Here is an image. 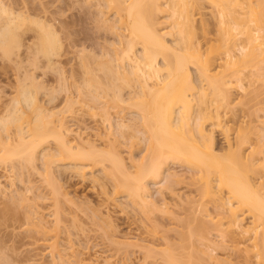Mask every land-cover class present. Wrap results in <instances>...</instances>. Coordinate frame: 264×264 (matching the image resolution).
Returning <instances> with one entry per match:
<instances>
[{
  "label": "bare ground",
  "instance_id": "obj_1",
  "mask_svg": "<svg viewBox=\"0 0 264 264\" xmlns=\"http://www.w3.org/2000/svg\"><path fill=\"white\" fill-rule=\"evenodd\" d=\"M22 1L21 8H18V6L14 7L11 1V4L7 5L4 0H0V60L3 62L6 59L8 62H5L9 65L12 62L11 67L13 63L16 67H20L22 63L25 65L27 60H29L28 64L36 65L34 68L41 65L39 64L41 60L49 66L56 64L55 58L58 59L57 57L60 56L62 50V39L56 28H54L55 24L50 23V20L48 22L46 20L47 17L43 20L42 17L40 18L34 12V14L30 12L29 4L25 0ZM253 1L74 0V4L77 7L82 2L91 3L90 6H95L92 14L101 17L102 25H100L105 31V39L103 38L104 40L102 41L106 43L102 45L95 44L101 46V48L96 46L99 48L98 51L94 48L93 50H88V45L83 43L82 46L80 45L79 54L77 57L75 56L77 65L74 64L76 67H73V90L68 95V99H66L67 107L71 108L76 103L84 102L87 108L86 111L90 115L100 116L110 127L117 125L120 131L123 130L121 131L123 134L128 133L127 130H134L137 126H133L131 122L127 123L126 120H120L117 124L113 123L111 120L113 113H122L126 109H131L132 112L136 111L140 114L139 117L145 124L144 126L142 124L141 129L142 127L146 129V131H142L138 128V135L142 134V136H145L148 133V138L147 136L144 138L153 143L155 150L146 163H142L139 166L136 165V168L137 166L138 168L130 171L128 164L124 162L123 155L121 156L116 150L115 145L114 148L101 149L91 141L86 143L83 140L85 143H76V141L70 140L67 137L70 129L69 131L65 130L64 123L60 122V120V124H56L53 119L56 113L45 109L38 101V95L34 89L39 88L40 83L37 81L35 73L27 70L21 76H18L17 72V79L21 77L23 80L19 90L20 96L15 98L7 114L0 116V127L3 132L4 130L8 131L9 126L17 127L15 143L9 142L10 138L5 140L4 137L0 136V162L9 160V162L14 163L12 160L22 158V162L27 164L29 162L31 166H35L36 161L41 157L44 164L42 172H45L47 177H50L53 173L52 166L55 163L68 165L64 169L71 170L74 174L81 177L88 176L93 183L101 187L106 195H109L106 190V183L101 182L100 179L102 177L93 170L96 166L101 165V170L103 172L106 171L108 167L106 162H108L107 164L110 165L109 170L111 171L112 169L113 174L110 171L107 172L108 170L106 172L108 176L112 174L109 178L113 180L112 182H116L115 190L119 192L118 188L123 189L127 196L138 202V207L143 206L142 210L145 211L143 213L146 214L148 211L156 210V206H158V204H155L158 202L150 198L151 190L149 191L147 179L152 177L157 184L158 182L156 181L165 177L168 180H166V183L169 182L170 177L175 176V174L168 169V165L171 160H174V162L180 160L187 166L194 167L192 169H194L195 175L197 176L198 174L197 182H200V184H198L199 187L197 189L200 191L202 199L205 200H202L203 203L206 200L215 201L216 205H218L217 207H220L217 208L221 211L219 214H226L222 215L226 216L229 226L235 228L242 238L244 237L241 242L247 243V247L244 245L247 248H244L245 252L252 251L256 258L255 262L251 264H264V191L261 192L257 188L249 175V170L258 166L259 163L258 158L250 159L252 154L254 156L255 150L251 151V155L247 154L242 145L244 140L240 139L241 142L239 144L236 141L235 143L228 140V147L225 151L223 149L221 151V148L219 149L217 146L214 130L208 129L209 125L207 122V120L213 119L214 122H211V126L225 127L222 124L221 113H228L233 106L231 87L228 85V83L232 84V82L226 78L231 73V61H233V58L240 55L246 56L248 47L252 48L251 51H253V48H264V10H257ZM85 3L83 5H86ZM258 6L264 9L262 4L258 3ZM44 8L47 9L43 6L42 9ZM45 9L44 12H47ZM204 9L210 10L208 12L211 13L210 18L213 19L212 23L215 26L213 29L209 27V24H211L210 18H202L199 23L195 18L196 14H203ZM44 12L40 11V13ZM160 14H166V16L164 15L166 21H160ZM164 24H167L166 27H161ZM219 27L228 30L232 36L231 49L227 50L226 57H223L226 59L204 53V40H209L212 33L218 32ZM232 31L245 35L246 38L240 42ZM28 32L31 34L30 40L27 39ZM232 39H234L233 42ZM235 46L237 48L234 49ZM57 61L59 62V59ZM216 61L224 62L221 65L217 63V65L213 66ZM191 66H194L197 71L195 76L191 71ZM23 67L21 68L23 69ZM220 68H223V70H220ZM60 76L63 77V75ZM21 78L18 80L21 81ZM22 103L26 106V109L34 113L32 121L23 120L26 117L25 112L27 110H24L25 107H20ZM26 121L28 126H23ZM134 123L136 122L134 121ZM240 132L241 129H239L237 136L241 134ZM239 137L244 139L243 134ZM50 139L54 141L55 149L52 150V147H48V149L47 147H41ZM259 140H264V134L259 136ZM110 143L112 144V142ZM33 169L35 170V168ZM131 170L133 169L131 168ZM192 176L195 177L194 174ZM61 188L58 186L54 188L55 206L61 201ZM164 189L166 188L161 186L159 191L161 192ZM223 192L226 193L224 194ZM10 199H12L11 195ZM66 202L69 203L68 201ZM186 203L188 202L186 201ZM190 204L189 200L188 205L190 206ZM192 207L191 209H193ZM198 209H195V211H198ZM6 210L5 213H7ZM241 210L248 212L247 214L250 215L249 221L244 222L240 217L239 211ZM59 211L60 209L57 208L54 227L46 226L43 221L35 222L38 232L44 235L45 244L53 250H56L58 246V241H55V239L59 237L57 236L59 234L57 229L60 226L59 222H61ZM1 212L2 214L4 213V211ZM96 212L92 213L97 214ZM165 212L167 213V211ZM161 213L164 212L162 211ZM174 213H169L168 211V215H174ZM2 214H0V217L3 216ZM105 217L107 218V215ZM106 218L105 222H108L109 219L106 221ZM173 218L176 219V217ZM222 218L224 220L225 217ZM187 221L191 222V219ZM220 221L217 223H220ZM179 223L181 226V222ZM196 223L193 224L196 225ZM197 225L199 226V224ZM220 225L223 226L224 223H220ZM112 227L115 228L114 225ZM188 227H191V224ZM203 227L200 228L201 231ZM194 228L192 226V229ZM196 230H191L190 228V231L187 230L189 232L186 231L190 235L184 234L189 236L187 237L188 239L185 238V245H182L186 246L185 249L183 247L185 251L188 248L187 246H189L187 242H191V236L195 234L193 231H200H198V228ZM175 231L177 232V230ZM201 235L200 233L198 236ZM113 241L124 249L129 246L134 248L137 245L124 240ZM203 242L202 245L209 247L208 242L205 243L204 240ZM169 244L171 243L169 242ZM191 244L190 246H193ZM138 246L140 247H138L139 250H144L141 258L142 263L140 264H200V262L203 264L208 256L204 253L206 251L202 250V254L207 255L205 257H203L204 254L201 256V258H205H202L203 262L200 261V257H198L199 261L197 257V260L191 261L189 258L191 255L188 257L189 259L183 260L185 253H182V257H179L180 253H175L176 247H167L168 249L163 247L164 249L160 248V251H157L156 248L159 246L156 247L153 243L147 245L138 244ZM198 247L196 248L198 249ZM173 249L174 252L172 251ZM184 250L182 251L181 249V252H184ZM158 253L161 254L159 255ZM248 253L247 255H249ZM156 255L161 256V259L158 256L161 260L160 262L156 259ZM185 255L187 257V252ZM208 258V264L217 260V257L213 255ZM247 261H251V258L250 260L247 259ZM247 261L246 263H249Z\"/></svg>",
  "mask_w": 264,
  "mask_h": 264
},
{
  "label": "rangeland",
  "instance_id": "obj_2",
  "mask_svg": "<svg viewBox=\"0 0 264 264\" xmlns=\"http://www.w3.org/2000/svg\"><path fill=\"white\" fill-rule=\"evenodd\" d=\"M4 1L7 5L12 3L14 7L18 6V8H21L23 2L22 0H10L11 3L9 0ZM25 2L29 4V7L31 8L30 12H34L40 18L42 17L43 20L47 17L46 20H48V22L50 20V23L53 25L55 24L54 28H56L62 39V50L60 56L57 57L59 62L57 61L58 59L55 58L56 64L57 62L58 64L50 65L53 68H49L50 66L43 60H41L39 63L41 65H38L37 68H34L36 65L33 66L28 64L29 60H27V62L24 61L25 65L22 63L20 67L13 65L14 63L11 67L12 62L9 61V65L6 59L4 60L7 62H2L0 60V116L7 114L8 109L13 105L15 98L20 96L19 90L21 89L23 80L21 77H18V79L21 78V81H19L20 79H17V72L18 76H21L23 72L30 70L29 72L32 71L35 73V76L37 77L36 79L40 83L39 88L34 89L38 95V101L45 109L52 110L56 113L53 116L56 124H60L62 121L64 123V129L68 131L70 129V134L68 133L67 136L70 140L76 141V143H82L84 141L87 143L91 141L97 144L98 148L101 149H110V147L114 148L115 145V148H117L116 150L121 156L123 155L124 162L125 164H128L130 171H134L140 164L146 163L155 149L153 143H150L147 139L148 133L145 136H142V134L138 135L137 130L140 129L146 131L145 127H142L141 129L142 124L143 126L145 124L139 117L140 114H138V112H132L131 109H126L122 113L113 111L114 113L111 117L113 123L117 124L120 120H126L127 123L131 122L133 126H137L136 128L133 127L136 130H127L128 133L123 134V132H121L123 130L120 131L117 125L111 126V128L100 116L90 115L86 111L87 108L84 102L76 103L72 105L71 108L67 107L66 99H68V95L73 90L72 83L74 80L72 75L74 71L73 67H76L74 65L76 64L75 56L77 57L79 54L78 50L81 49L80 47L82 46V43L88 45V50H93L94 48L96 51L101 48L100 45L106 43L105 41H102L105 39V31L101 26V17L92 14V12L94 13L95 6H90L91 3L88 4L87 2H84L86 5H83L84 3L82 2L83 4L81 3L78 8L77 5L74 4V0H41L40 2L39 0H25ZM253 2L257 10H264L258 6L259 3L264 7V0L263 2L262 0H254ZM41 6L46 7L47 9H44L47 12H44V9H42ZM39 10L44 13H40ZM203 11V14L195 15L198 23L202 18H210L211 16V13L208 12L210 10L204 9ZM160 15V21H166V14H164L165 16L162 14ZM96 19L100 21L97 22L98 20L96 21ZM210 20L211 24H209V27L213 29V27H215L212 23L213 19L210 18ZM166 25L164 24L161 27H166ZM232 33L236 35V39L240 42L246 38L245 35H241L237 32L232 31ZM29 34L30 33L28 32V40L31 39L30 37L31 34L33 35V32L30 35ZM231 37L232 36L228 30L219 27L217 33H212L211 38L213 39L210 38L211 40H204V53L213 57H226V51L231 49ZM233 40L234 39H232V42ZM235 48L237 47L235 46L234 49ZM251 49L252 48L248 47L246 56H236L233 58V61H231V73L226 76V78L228 80L230 79V82H232V84L228 83V85L231 87V94L233 95H231V97H233L231 99L233 100V106L228 113H221L222 124L225 125V127L220 128L218 126H211V122H214L213 119L207 120V122L209 125L208 129L214 130L217 146L219 149L221 148V151L222 149L225 151L228 147V140L231 142L236 141L238 142L237 144H239L241 140H244L242 145L247 154H250L252 150H255L254 156L253 154H250V159L258 158L257 160L259 163L258 166L249 170V175L252 177L257 188L263 192L264 140L260 141L259 136L264 134V48H253V51H251ZM222 62L224 61H216L213 66L217 65V63L221 65ZM21 67H23V69ZM220 70H223V68H220ZM191 71L194 76L197 74L194 66H191ZM60 75H63L64 78ZM49 94L54 96L51 98ZM20 107H25L24 110H27L25 112L26 117H24L23 120L32 121L34 113L31 112V110L26 109V106H24L23 103L20 104ZM27 121L24 122V124L22 123L23 126H28ZM134 121L136 123H134ZM10 127L11 126L8 127V131L6 130L7 132L5 130L3 132V129L0 127V136L4 137L5 140L6 138H10L8 141L15 143V138H17V127ZM239 129H241L240 133L243 134L244 139L239 137L241 134L237 136ZM137 136L139 137L136 138ZM146 136L147 138H144ZM50 140L41 147H47V149L48 147H52V150L55 149L54 141L52 139ZM110 142H112V144ZM40 159L38 158L35 166H31L29 162L28 164L22 162V158L16 159L17 161L15 159L14 161L12 160L14 163L9 162V160H6L7 163L6 161L0 162V210L4 211L3 214L0 211V214L3 215L0 217V264H140L142 263L141 258L144 250H139L140 247L138 244L147 245L150 243H153L156 247L159 246L157 247L159 249L156 248L157 251H160V248L162 249L163 247H176L175 250L177 252L175 251V253H180L178 255L179 257H182V255L187 252V257L184 254L183 260H187L186 258L191 255L189 257L191 261L197 260L198 257H200V261H202L205 259L203 257L208 255L205 259V262L207 263L204 262L203 264L209 263L208 257L210 255L217 257V260H214L213 262L211 261L212 263L210 264H245L247 259L250 260V258L251 261L247 262L250 264L255 262L254 260L256 258L252 251H246L247 253L249 252V255H247L244 250V248L247 247V243L241 242L244 237L242 238L235 228L229 226L226 216H223L226 214H219L221 211L217 209L220 207H217L218 205H216V202L213 200H206V202L203 203L202 200L204 199H202L200 191L197 189L200 182H197L198 174L197 176L195 175V171L192 169L194 167H189L180 160L176 162L171 160L169 163V168H167L175 174V176L170 177L169 182L166 183L167 179L165 177L156 181L158 182L157 184L155 183L154 178L150 177L147 179L149 191L151 190L150 198L154 201L156 200L158 203L155 204H158V206H156V210L152 208L154 209L153 211L150 210L151 212L148 211V213L146 212L145 214L143 213L145 211L142 210L143 206H140L141 208L138 207V202H135V200H132L133 198L131 199V197L127 196L123 189L118 188L120 190L119 192L115 190L116 182H112L113 180L109 178L112 176L113 171L112 169L111 171L109 170L110 165L107 164L108 162H106V165L108 166V171H106L112 173L110 176H108L106 171L103 172V170H101V165H98L93 169L96 174H100L102 177L100 181L106 183L108 186H106V190L109 195H106L101 187L93 183L88 176L81 177L74 174L71 170L64 169V167L68 165L55 163V166H52L53 173L50 177H47V174L42 172L44 164L42 162L43 160ZM136 165H138L137 168ZM130 167L133 170H131ZM33 168H35V170ZM104 174L107 175L105 176ZM192 174H194L195 177H193ZM2 184L3 186H1ZM56 186L62 187L60 189L62 192V195H60L61 201L59 200L62 204L58 202L59 204L56 205L58 207L55 206L56 203L54 204V202H56L54 200V188ZM161 186L166 188L161 191L162 193L159 191ZM223 193L225 194L226 192ZM10 195L12 199H10ZM15 197L20 201L18 199V202L15 201ZM68 197H71L72 199ZM107 199L110 201L108 202ZM189 200L191 202L190 206L188 205ZM186 201L188 203H186ZM203 204L206 206L205 208ZM191 207L194 210L191 209ZM57 208L60 209L59 217H61V222H59L60 226H58L57 229V233H59L57 236L59 237L55 239V241H58V246L56 250H53L45 244L43 238L44 235L41 232H38L35 222L43 221L46 226L54 227L56 224L55 215ZM5 209H7V213H5ZM195 209H198V211H195ZM170 210L173 213L175 212L174 215H168V211L171 213ZM162 211L164 213H161ZM165 211H167V213ZM190 211L192 213L195 211L194 213L196 215L194 213L192 214ZM92 212H96L97 214ZM239 213L244 222L250 220V215L247 214L248 212L241 210ZM105 215H107V218ZM172 216L176 217V219ZM222 217H225L224 220H222ZM105 218L106 221L109 219V223L105 222ZM190 219L191 222L187 221ZM198 221L202 223L200 224ZM218 221H220L221 224L224 223V225L221 226L220 223H217ZM179 222H181V226ZM192 222L197 223L194 225ZM189 223L191 224V227H188L190 226ZM197 224H199V226H204L202 231L200 229L202 226L199 227ZM113 225L115 228L112 227ZM192 226L193 228L195 226V228L192 229ZM184 228L186 229L184 230ZM190 228L191 230H196L198 228V231H200H193L195 234L194 236L193 234L191 236L192 244L191 242L188 243V240L186 242L187 245L190 246L191 244L194 248L193 246H187L189 249L187 248L188 250L186 249L185 251L184 249L186 246L182 245H185V238L188 239L187 237H189L186 235H190V233H187L190 231ZM175 230H177V232ZM200 233L205 239L198 236ZM202 239L205 243L208 242L209 247L202 245L204 243ZM113 240H124L136 243L137 245H135L134 248L129 246L127 249H124L123 247L116 245ZM169 242L171 244H169ZM244 245H246V247ZM197 246H199V250L196 248ZM181 249L182 251L184 250V252H181ZM202 250H205L206 252L204 253L207 255L204 253L203 255L201 252ZM133 251L135 252L133 253ZM172 251L174 252V249ZM158 254L160 255L161 253ZM196 254L200 255L198 256ZM159 255H156V259L160 262L161 256ZM202 255L203 259L201 258ZM200 264L202 263L200 262Z\"/></svg>",
  "mask_w": 264,
  "mask_h": 264
}]
</instances>
